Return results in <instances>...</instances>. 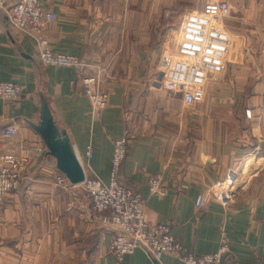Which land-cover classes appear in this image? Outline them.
<instances>
[{
    "label": "crops",
    "instance_id": "crops-1",
    "mask_svg": "<svg viewBox=\"0 0 264 264\" xmlns=\"http://www.w3.org/2000/svg\"><path fill=\"white\" fill-rule=\"evenodd\" d=\"M40 1L55 18L39 32L10 27L0 10V81L21 87L18 99H0V156L27 158L25 178L0 212V264H155L140 249L118 262L88 195L55 182L64 173L50 140H67L84 175L107 183L113 142L122 137L118 177L140 193L150 224L169 223L196 256L225 240L235 264H264V0H230L244 24H226L234 48L227 70L190 109L180 94L156 86L161 47L147 8L154 0ZM40 38L54 52L77 56L81 67L42 65ZM98 66H106L109 94L99 115L79 82ZM9 125L16 133L2 136ZM151 174L165 181L164 195L149 192ZM227 187L225 204L213 198ZM156 264L182 263L164 254Z\"/></svg>",
    "mask_w": 264,
    "mask_h": 264
},
{
    "label": "built area",
    "instance_id": "built-area-1",
    "mask_svg": "<svg viewBox=\"0 0 264 264\" xmlns=\"http://www.w3.org/2000/svg\"><path fill=\"white\" fill-rule=\"evenodd\" d=\"M0 10L6 14L10 27L24 31H41L49 21L54 20L52 12L46 10L40 0H0ZM228 0L205 2L199 10L186 12L180 18L177 27L178 40L174 45L164 48L160 63L161 81L165 89L177 91L185 107L201 103L210 82L220 80L227 70L233 51V38L224 25L230 13ZM38 58L42 65L80 68L81 60L77 56L54 52L46 40L37 42ZM98 66L90 75L80 74L79 82L84 95L88 98L92 111L99 115L108 101V91L102 83L108 78L104 69ZM21 87L13 81H0V99L16 100ZM17 129L14 125L1 129V135L13 136ZM127 151L124 137L113 142L110 177L107 183L97 177L85 176L72 183L64 175L56 176V184L71 188L73 195L84 191L90 199L92 215L97 216L101 224L110 231L109 248L113 257L120 262L125 254L135 249L142 250L155 264L164 254L173 255L182 264H235L225 240L218 250L210 254L196 256L184 248L171 234L169 223L150 224L145 214V201L140 193L127 187L118 177L120 165ZM73 153L80 164L82 161L76 150ZM90 158V147L85 150ZM27 158L12 152L0 156V212L7 195L16 190L25 178ZM233 182V172L226 176L225 183ZM149 192L164 195L167 185L160 174L147 177ZM212 196L225 204L231 191L222 188L212 192ZM203 198H198L201 205Z\"/></svg>",
    "mask_w": 264,
    "mask_h": 264
},
{
    "label": "rangeland",
    "instance_id": "rangeland-1",
    "mask_svg": "<svg viewBox=\"0 0 264 264\" xmlns=\"http://www.w3.org/2000/svg\"><path fill=\"white\" fill-rule=\"evenodd\" d=\"M207 1H213V0H164L163 2H159L158 0H154L153 3L147 4L148 5L147 8L150 9V11L152 13L151 23H152L153 29L155 28L154 29L155 30V36H156V38H158L157 40H160L159 43H160V47H161V52L164 50V48L174 45L175 42L178 40L177 27H178V23L180 22V18L182 17V15L186 12L199 10L200 7ZM228 1L230 2L231 10H230V13L227 15V17L224 20L225 27H226V24H228L230 26L232 25L233 27H236V28L242 27L244 23L239 21L238 18L235 19V17H234V13L237 14V12H238L235 5L230 0H228ZM143 6L145 7V4H143ZM230 35H231V33H230ZM231 37L233 38L232 35H231ZM236 42L239 45L238 38H236ZM236 48H238V47H236ZM233 51H234V48H233ZM161 52H160V55H158L159 56V58H158V74L155 77V81H156L157 87H161V88L165 89V87L163 85L164 82H162L160 79L161 76H160V78L158 77L160 70H161V67L159 66ZM240 54H241L240 50L238 49L236 51V56H235L236 61H237V59H239ZM241 56H243V54H241ZM214 84L216 85L218 83H214ZM165 90H167V89H165ZM170 92L176 93L177 95L179 94L177 91H170ZM182 106L185 109L192 108V107H190V108L185 107L183 104H182ZM82 169H83V167H82ZM91 215H92V213H91Z\"/></svg>",
    "mask_w": 264,
    "mask_h": 264
},
{
    "label": "water",
    "instance_id": "water-1",
    "mask_svg": "<svg viewBox=\"0 0 264 264\" xmlns=\"http://www.w3.org/2000/svg\"><path fill=\"white\" fill-rule=\"evenodd\" d=\"M161 73L158 77L160 78ZM46 127V126H43ZM50 146L58 151V156L61 158L60 169L65 176L72 183L80 182L84 179L83 169L78 163L73 150L70 148L69 143L65 139L50 140Z\"/></svg>",
    "mask_w": 264,
    "mask_h": 264
},
{
    "label": "trees",
    "instance_id": "trees-1",
    "mask_svg": "<svg viewBox=\"0 0 264 264\" xmlns=\"http://www.w3.org/2000/svg\"><path fill=\"white\" fill-rule=\"evenodd\" d=\"M16 1H18V0H16ZM16 1H14V2H16ZM14 2H13V3H14ZM7 22H8V21H7ZM8 25H9V24H8Z\"/></svg>",
    "mask_w": 264,
    "mask_h": 264
}]
</instances>
